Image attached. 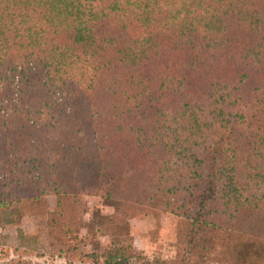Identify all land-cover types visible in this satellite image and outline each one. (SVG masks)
Returning a JSON list of instances; mask_svg holds the SVG:
<instances>
[{
	"label": "trees",
	"instance_id": "obj_1",
	"mask_svg": "<svg viewBox=\"0 0 264 264\" xmlns=\"http://www.w3.org/2000/svg\"><path fill=\"white\" fill-rule=\"evenodd\" d=\"M44 190L67 233L98 195L179 216L174 264H264V0H0V206Z\"/></svg>",
	"mask_w": 264,
	"mask_h": 264
},
{
	"label": "rangeland",
	"instance_id": "obj_2",
	"mask_svg": "<svg viewBox=\"0 0 264 264\" xmlns=\"http://www.w3.org/2000/svg\"><path fill=\"white\" fill-rule=\"evenodd\" d=\"M58 204L56 194L44 190L35 200L0 206V264H96V260L103 264L101 255L113 246H133L130 264H174L180 242L188 244L178 238L181 220L171 212L157 210L122 219L123 209L106 198L84 195L80 205H65L67 221L81 220L67 233ZM226 234L207 243L204 264H238L239 240L235 233ZM92 253L99 258H90ZM193 261L192 257L189 264Z\"/></svg>",
	"mask_w": 264,
	"mask_h": 264
}]
</instances>
